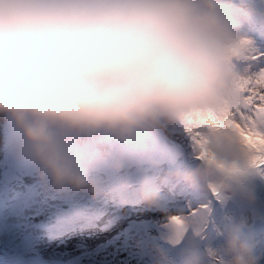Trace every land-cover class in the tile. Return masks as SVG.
Masks as SVG:
<instances>
[{"label":"clouds","instance_id":"9594fccd","mask_svg":"<svg viewBox=\"0 0 264 264\" xmlns=\"http://www.w3.org/2000/svg\"><path fill=\"white\" fill-rule=\"evenodd\" d=\"M253 18L264 20V7L232 0H0V115L10 154L51 190L95 199L104 192L98 168L119 176L146 137L180 128L198 163L168 178L221 203L255 204L248 177L264 180V136L229 123L256 75L259 56L243 31ZM139 199L154 208L158 190L142 180ZM244 227L226 217L222 243L190 251L184 264H258ZM152 260L169 264L160 248Z\"/></svg>","mask_w":264,"mask_h":264},{"label":"rangeland","instance_id":"374dc122","mask_svg":"<svg viewBox=\"0 0 264 264\" xmlns=\"http://www.w3.org/2000/svg\"><path fill=\"white\" fill-rule=\"evenodd\" d=\"M232 3L235 7L249 5L238 0ZM253 5L264 7V0H253ZM248 23L255 27L249 28ZM243 31L257 50L259 58L253 69L257 71L264 66V58H260L264 43L256 41L254 33L264 35V20H249ZM175 129L189 137L182 129ZM10 140L9 129L0 172V264H153L155 248L166 252L169 264H184L190 251L204 254L208 247L222 243L217 230L224 227L226 217L245 221L244 233L256 244L258 264H264V180L255 172L249 175L257 199L248 205L235 197L221 203L181 179L168 178L169 173L187 171L198 163L190 137L185 141L191 150L188 153L183 143L157 132L144 139L140 150L130 153L132 166L119 176L98 168L94 175L101 177L104 192L95 199L85 192L51 190L46 181L37 179L31 165L12 157ZM107 148L124 151L116 145ZM142 180L158 190L159 202L154 208L146 209L140 203ZM168 188L169 193L163 196ZM87 211L104 214L100 221L107 224L105 231L75 227ZM248 212L250 224L246 225ZM200 213L206 221L199 220ZM172 217L181 218L183 225H173ZM72 225L67 232L65 227ZM198 228L202 229L199 235ZM173 240L177 243H171Z\"/></svg>","mask_w":264,"mask_h":264},{"label":"snow or ice","instance_id":"6c2138e0","mask_svg":"<svg viewBox=\"0 0 264 264\" xmlns=\"http://www.w3.org/2000/svg\"><path fill=\"white\" fill-rule=\"evenodd\" d=\"M260 58H264V54ZM255 72L254 80L244 93L242 105L232 114L229 123L245 134L251 132L264 136V66Z\"/></svg>","mask_w":264,"mask_h":264},{"label":"trees","instance_id":"16d2710c","mask_svg":"<svg viewBox=\"0 0 264 264\" xmlns=\"http://www.w3.org/2000/svg\"><path fill=\"white\" fill-rule=\"evenodd\" d=\"M7 130H9V127L6 123V119L3 115H0V172H1V165L2 162L5 161L6 153H7ZM177 129L175 127H168L163 129V133H165L166 137L173 139V141H180L181 143L184 144V148L187 150H190L189 147L186 146V142L189 140V137L183 136V134H179L176 132ZM186 137V138H185ZM177 139V140H176ZM191 151V150H190ZM189 153V152H188ZM1 175V173H0ZM122 189H117V191H120Z\"/></svg>","mask_w":264,"mask_h":264},{"label":"water","instance_id":"95a60500","mask_svg":"<svg viewBox=\"0 0 264 264\" xmlns=\"http://www.w3.org/2000/svg\"><path fill=\"white\" fill-rule=\"evenodd\" d=\"M247 217H248V215H247Z\"/></svg>","mask_w":264,"mask_h":264}]
</instances>
